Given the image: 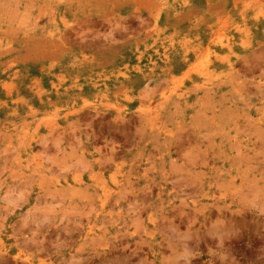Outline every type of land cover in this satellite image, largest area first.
<instances>
[{
    "label": "rangeland",
    "instance_id": "1",
    "mask_svg": "<svg viewBox=\"0 0 264 264\" xmlns=\"http://www.w3.org/2000/svg\"><path fill=\"white\" fill-rule=\"evenodd\" d=\"M0 264H264V0H0Z\"/></svg>",
    "mask_w": 264,
    "mask_h": 264
}]
</instances>
